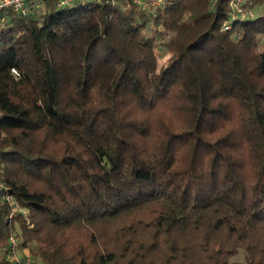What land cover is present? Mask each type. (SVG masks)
<instances>
[{
	"label": "trees",
	"instance_id": "1",
	"mask_svg": "<svg viewBox=\"0 0 264 264\" xmlns=\"http://www.w3.org/2000/svg\"><path fill=\"white\" fill-rule=\"evenodd\" d=\"M235 2L0 11V264L10 235L39 264H264V0Z\"/></svg>",
	"mask_w": 264,
	"mask_h": 264
},
{
	"label": "built area",
	"instance_id": "2",
	"mask_svg": "<svg viewBox=\"0 0 264 264\" xmlns=\"http://www.w3.org/2000/svg\"><path fill=\"white\" fill-rule=\"evenodd\" d=\"M42 1L43 0H0V11L10 10L13 16L26 17L33 11V9L38 8L42 4ZM71 1L72 0H57L59 6L67 5ZM91 1L99 2L101 0H91ZM240 1L241 0H237V2L232 3L233 8L236 12H240V9L238 7V3ZM145 7L146 5L142 4V8L144 9ZM2 188L3 186L0 180V189ZM2 198L7 204L9 209L8 219L12 220L18 214L24 216L27 214V212L23 210L11 196L4 195ZM8 243H9V248H8V253L6 255V259L11 264H33L29 256L27 255L21 256L19 241L14 235L9 236Z\"/></svg>",
	"mask_w": 264,
	"mask_h": 264
},
{
	"label": "rangeland",
	"instance_id": "3",
	"mask_svg": "<svg viewBox=\"0 0 264 264\" xmlns=\"http://www.w3.org/2000/svg\"><path fill=\"white\" fill-rule=\"evenodd\" d=\"M252 14H253V13H252ZM162 42H163V40H161V41L158 40L156 43H157V48H158V49L160 50V52H161V55L164 56V51H163V48H162V45H161ZM13 226H14L15 229L17 230V224H16V222H13ZM13 234H14V233H13ZM23 249H26V250L28 251L27 256H29V257L31 258L33 264H39L38 259H36V258H34V256L30 255L29 250H28L27 248H24V247H23ZM27 251H26V252H27Z\"/></svg>",
	"mask_w": 264,
	"mask_h": 264
},
{
	"label": "crops",
	"instance_id": "4",
	"mask_svg": "<svg viewBox=\"0 0 264 264\" xmlns=\"http://www.w3.org/2000/svg\"><path fill=\"white\" fill-rule=\"evenodd\" d=\"M27 250L26 249H21L20 250V254H21V256H25V255H27V253H28V251L26 252Z\"/></svg>",
	"mask_w": 264,
	"mask_h": 264
}]
</instances>
